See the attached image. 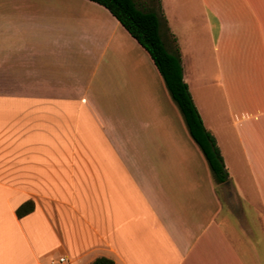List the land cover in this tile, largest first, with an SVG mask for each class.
Segmentation results:
<instances>
[{
    "label": "crops",
    "instance_id": "crops-1",
    "mask_svg": "<svg viewBox=\"0 0 264 264\" xmlns=\"http://www.w3.org/2000/svg\"><path fill=\"white\" fill-rule=\"evenodd\" d=\"M152 1L178 10L165 32L226 166L227 128L204 111L215 91L190 74L202 34L212 41L245 154L234 164L251 176L215 182L151 56L108 9L0 0V264H264V0ZM184 22L197 28L187 45Z\"/></svg>",
    "mask_w": 264,
    "mask_h": 264
},
{
    "label": "trees",
    "instance_id": "trees-1",
    "mask_svg": "<svg viewBox=\"0 0 264 264\" xmlns=\"http://www.w3.org/2000/svg\"><path fill=\"white\" fill-rule=\"evenodd\" d=\"M108 9L122 26L149 53L166 87L179 108L188 131L203 152L213 178L217 184L226 183L229 173L215 137L204 125L195 105L189 85L184 80L182 59L179 49L170 52L162 36L161 29L166 25L164 17L155 9L139 7L135 0H90ZM35 208L29 201L17 210L23 217ZM91 264H115L113 260L102 257Z\"/></svg>",
    "mask_w": 264,
    "mask_h": 264
},
{
    "label": "rangeland",
    "instance_id": "rangeland-1",
    "mask_svg": "<svg viewBox=\"0 0 264 264\" xmlns=\"http://www.w3.org/2000/svg\"><path fill=\"white\" fill-rule=\"evenodd\" d=\"M136 3L139 5V7L144 8V9H149V8H155L162 17H164L166 25L162 27L161 29V33L163 38L166 41V45L167 48L169 49L170 52H175L177 49V45L175 43V39H173L172 37H169V35H167V33L165 32V29H167V19L171 17H179V13L177 8H169V11L171 9V12L166 13L165 9L161 6L158 5L157 2H154L152 0H135ZM196 7H194L193 9L195 10ZM182 10H186V8H180L179 12H181ZM188 10V9H187ZM198 10V8H196V11ZM181 15V14H180ZM213 16V15H212ZM178 25V24H176ZM181 27H183L185 29V33H186V41H185V45H187V43L191 42L190 38L195 32H197V28L196 26H193L192 24H190L189 22H184L180 24ZM196 25H200V24H196ZM196 30L195 32L194 29ZM193 30V31H192ZM203 36H201V38L203 39L201 42H199V47H198V43L196 48L193 47L195 50H197V47L200 51H197L199 53H197V55H199V57L201 58L200 60V68L202 71H196L192 65H190V74L193 77L194 81L196 82L197 80H199V78H202V81L205 79L206 81L208 80L209 84H212V91H215V94L213 95V97H211V105L208 106L205 105V115L206 118L208 120L209 125H211V122H216V119L218 117L219 123H221L222 125L225 124L226 128H227V140H228V145L226 144H222L223 145V149L225 151V157L227 159V171L229 173V177L231 179H237L239 177H250L251 176V171L249 170V168L245 165V163H241L239 164H234V160H245V154L243 153L242 149L240 148V144L239 141L236 139L235 137V131L233 130L234 127L232 124V115H231V110L230 107H228L227 102L225 101V97L223 96V92L221 91L220 86L218 85L219 80L222 79L221 77L225 75V71L221 70L219 65H218V59H217V55L214 51V47L212 44V41L209 40V36L206 34H202ZM198 35L195 34V39ZM194 39V40H195ZM179 49V47H178ZM188 56L186 54L185 59H187ZM189 60V58H188ZM190 61V60H189ZM199 73L202 74V76L199 77ZM210 90V89H209ZM213 104L217 105V109L215 107L216 110L213 109ZM220 117V118H219ZM229 135V136H228ZM229 137L232 141V145L229 142Z\"/></svg>",
    "mask_w": 264,
    "mask_h": 264
},
{
    "label": "built area",
    "instance_id": "built-area-1",
    "mask_svg": "<svg viewBox=\"0 0 264 264\" xmlns=\"http://www.w3.org/2000/svg\"><path fill=\"white\" fill-rule=\"evenodd\" d=\"M57 264H68V260L66 257H61Z\"/></svg>",
    "mask_w": 264,
    "mask_h": 264
}]
</instances>
